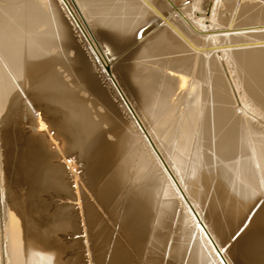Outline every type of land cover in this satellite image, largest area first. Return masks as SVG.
<instances>
[{"label":"bare ground","instance_id":"1","mask_svg":"<svg viewBox=\"0 0 264 264\" xmlns=\"http://www.w3.org/2000/svg\"><path fill=\"white\" fill-rule=\"evenodd\" d=\"M165 1L166 14L160 0H0V264H80L63 236L97 221L86 184L106 208L123 196L131 250L159 227L170 264H264V0H211L206 14ZM125 38L136 52L116 68ZM95 105L114 116L93 119ZM105 237L87 264H130Z\"/></svg>","mask_w":264,"mask_h":264},{"label":"rangeland","instance_id":"2","mask_svg":"<svg viewBox=\"0 0 264 264\" xmlns=\"http://www.w3.org/2000/svg\"><path fill=\"white\" fill-rule=\"evenodd\" d=\"M161 1V3H162V8H158L159 10H160V12L162 11V13H164V14H166V13H168V12H170L171 10H172V8H171V6L169 5V3L167 2V1H165V0H160ZM172 2H173V4H175V5H177V7L179 8L181 5H185V8H186V10L187 11H192V9H194L193 10V12H195V7L194 6H192V2L194 1H192V0H171ZM210 1L211 0H201L200 1V4L199 5H201L202 6V2H206L204 5V9H205V11L204 12H202V13H200V14H206V12H207V10L209 9V7H210ZM103 4H102V2H99V5H98V7H97V9H102L103 7ZM170 9V10H169ZM98 15V14H97ZM95 16V15H94ZM101 16V15H100ZM96 17V16H95ZM98 17H99V15H98ZM75 38V37H74ZM76 39V38H75ZM77 40V39H76ZM77 43H78V40H77ZM116 43H117V45H118V47H117V49L118 50H116L111 56H110V61H112V63L114 64V67H118L119 65H128V63H129V65L131 64V62H132V60H133V57H134V54H135V52H136V48H137V44H135V42H134V39H117L116 40ZM78 45V47L80 48L81 47V44H80V42L77 44ZM82 48V47H81ZM81 50H83L82 52H84L83 54H84V56H86V57H84L86 60L85 61H87L88 63L87 64H89L88 66H89V69H90V71L93 73V75H94V77H96V79L98 80V82H99V85L100 86H102V88L105 90V91H107L106 92V94L109 96L108 98H110L109 100L111 101V103L114 105V107L116 106V110H117V112H118V118H120V122L122 123V125L125 123V126L127 125V124H129V121H128V119H126V115H125V112H124V109L122 108V106H121V103H120V100L117 98V96L115 95V93L109 88V86H108V84H107V82L103 79V77H102V75H100L101 73H100V71H99V69H98V67L96 66V64H94V63H92V65L90 64L92 61L90 60V57L85 53V50L84 49H81ZM160 57H162V56H160ZM127 58V59H126ZM128 58H130V60L128 59ZM158 58V57H157ZM158 59H162V58H158ZM131 61V62H130ZM160 61V60H159ZM124 62V63H123ZM161 62H163V61H161ZM112 64V65H113ZM171 65H173V64H171ZM92 66V67H91ZM91 68H92V70H91ZM115 68V69H116ZM116 72V71H115ZM96 73V74H95ZM97 75V76H96ZM120 84V88H121V90L123 91V93L126 95V98L130 101V102H133L132 103V105H135V106H133V107H136L137 105L135 104V100L133 99L134 97H133V95L128 91V90H126V87L124 86V84L122 83V82H120V80L118 81ZM130 94H129V93ZM130 95V96H129ZM133 98H132V97ZM90 97H91V99L92 98H94L93 100H96L95 99V97L91 94L90 95ZM129 97V98H128ZM134 100V101H133ZM91 100L89 99V102H90ZM98 101L96 100V102L94 101V103H96L97 105H100L101 106V104L98 102ZM88 103V102H87ZM87 106H88V109H91L90 107V104L88 103L87 104ZM95 107H97L96 108V110H97V112H95V111H92V112H95V113H92L91 115H93L94 117H93V119L95 118V116H97L96 118H98L99 117V114L101 113V115L102 114H104V113H107V110L104 108V107H100V109H99V106H96L95 105ZM99 109V110H98ZM104 109V110H103ZM136 109H137V107H136ZM106 110V111H105ZM98 111H99V114H98ZM122 112V113H121ZM110 115H109V117L111 116H114L113 114H111L110 112H108ZM107 113V114H108ZM96 114V115H95ZM98 114V115H97ZM96 118H95V120H96ZM113 119H115V120H118L117 118H115V117H113ZM103 119H101L100 121H98L101 125H99V123L97 124V125H99V126H101L100 127V129H103V130H105V126H106V129L108 128V123H107V121L105 122V120H103ZM127 122V123H126ZM99 126H97L98 128H99ZM124 125H123V127H125ZM97 132H99V130L97 131ZM108 135V133H106L105 134V137L108 139V138H110V139H108V140H111V138H113V137H111L112 135L109 133V137L107 136ZM0 161H1V158H0ZM64 164H65V162H63ZM0 173H1V165H0ZM86 188H85V190L86 191H88V192H86L85 191V193L87 194H89L88 196H87V198H86V200L90 203H92L91 204V206L93 207V209H94V211H95V213H96V211H98L97 213L99 214H97V221H98V219L100 218V220L97 222L96 221V223L93 225V228H94V230H93V228L92 227H90L89 225L87 226L86 225V227H82V231L81 232H77V233H73L72 235L71 234H67V233H65V235L63 236V240L64 241H68V242H72V241H80V245L79 244H77V246H75L74 247V249L72 250V251H75L74 253V255H76V253H77V256L81 259H79L80 260V264L81 263H83V264H87L88 263V253H89V251H88V247H91V244L92 245H97V243L99 242V239L101 240V239H103L105 236V238H106V240H107V242L104 244V246H103V248H102V251H108V249H109V247L108 246H111V244H112V242L114 241V242H119L120 241V243L122 244V246H123V248L127 251V254H128V256L130 257V260H131V263L130 264H148V263H151V262H153V263H151V264H168V260H169V264H170V260H172V259H170L171 257H170V255H171V250H170V243H169V235L168 236H166V234H170V233H168V231H165V230H163V228H161L162 229V231H161V229L159 228V227H156L155 229H154V231H152L153 229H150V233L149 232H147V235L145 236V240H144V243L142 244V247L143 248H141V245H140V249H139V251H137V249H136V247L133 249V250H131L132 248H133V246H135L134 244H133V242H135V241H137L136 240V238L138 237V236H132V238H131V235H129V234H127L126 232H124V234H122V229H120V226H119V224H118V222H117V218H116V214L118 213V210H120L121 208H122V205H123V196L120 198H116L114 201V206L112 207V205L110 206H108V208H106V205L104 204V203H102L96 196H95V194H94V188H91V187H89V185H87L86 184V186H85ZM0 188H1V178H0ZM125 196V195H124ZM118 199V200H117ZM90 200V201H89ZM54 201V202H53ZM119 201V202H118ZM121 201H122V204H121ZM52 203V205H51V207H50V209H49V211L50 210H54L55 209V207H57V204L58 205H65V203L67 202H65V200H59L58 202H57V200H52L51 201ZM56 202V203H55ZM53 203H55V204H53ZM117 203H119V204H117ZM119 205V207L118 206H115V205ZM120 204H121V206H120ZM105 205V206H104ZM101 207V208H100ZM117 207V208H116ZM95 209H97V210H95ZM104 209V210H103ZM108 209V210H107ZM106 211H108V212H106ZM100 212V213H99ZM104 212V213H103ZM114 212V213H113ZM51 213V212H50ZM110 213H112V214H110ZM110 214V215H109ZM114 214V215H113ZM103 216V217H102ZM109 216V217H108ZM112 216V217H111ZM114 216V217H113ZM103 218V219H102ZM108 219V220H107ZM103 220V221H102ZM102 221V222H101ZM104 221H106V223L104 222ZM248 221V219L246 220V222ZM2 221H0V223H1ZM97 223H99V224H97ZM103 223H104V225H103ZM246 225V224H245ZM81 226V225H80ZM79 226V227H80ZM95 226V227H94ZM99 226V227H98ZM102 226H103V229H102ZM107 226H109V227H107ZM113 226V227H112ZM119 226V227H118ZM245 226H243V228H244ZM84 228H86V229H84ZM87 228H88V230L90 229L91 230V232H90V230H89V232H87L88 230H87ZM112 230H111V229ZM170 228H171V225H170ZM243 228H241V229H239V231H241V230H243ZM80 229V228H79ZM102 229V230H101ZM108 229V230H107ZM114 229V230H113ZM159 229H160V232H164V235L166 236V237H164V238H162L161 240H156L155 241V239H154V237H155V234L156 233H160L159 232ZM172 229V228H171ZM100 231L101 232V235L99 234L98 236H99V239H98V237L96 238V239H94L93 240V238H95L94 237V232L95 231ZM106 230V231H105ZM158 230V232H156ZM97 231V232H98ZM108 231H110V232H108ZM114 231V232H113ZM116 231H117V233H116ZM239 231H237L238 233H239ZM108 232V233H107ZM113 232V233H112ZM89 233V234H88ZM90 233H91V235H90ZM109 233H111L110 234V236L112 235L113 236V239H109V238H112V237H109ZM152 233H153V236H152ZM87 234V235H86ZM106 234V235H105ZM115 234H117V238L119 239H117L116 240V235ZM236 234V233H235ZM68 235V236H67ZM107 235H108V237H107ZM115 235V236H114ZM118 235L121 237L122 236V238H120V237H118ZM124 235V236H123ZM89 236V237H88ZM93 236V237H92ZM101 236V237H100ZM103 236V237H102ZM129 236V237H128ZM151 236V237H150ZM235 237H236V235H234ZM65 237V238H64ZM85 237V238H84ZM87 237V238H86ZM136 237V238H135ZM235 237H233V238H235ZM115 238V239H114ZM127 238H128V240H127ZM131 240H130V239ZM229 238L230 237H228V239H227V241H226V239L225 240H223V243L226 241V243H228V245L231 243V239L229 240ZM92 241H91V240ZM122 239V240H121ZM132 239H133V242H132ZM135 239V240H134ZM148 239L150 240V241H148ZM71 240V241H70ZM98 240V241H97ZM110 240H113L112 242H110ZM116 240V241H115ZM85 241V242H84ZM87 241V242H86ZM90 241V242H89ZM122 241V242H121ZM125 241V242H124ZM131 241V242H130ZM148 241V242H147ZM228 241H230V242H228ZM94 244H93V243ZM113 242V243H114ZM128 242V243H127ZM149 242H153V246H151V243L149 244ZM87 243H88V246H87ZM91 243V244H90ZM127 243V244H126ZM225 243V248L228 246L227 244ZM90 244V245H89ZM131 244H132V246H131ZM146 244L148 245L147 246V248L145 247L146 246ZM124 245H125V247H124ZM144 245V246H143ZM78 246H80V247H78ZM127 246V247H126ZM129 246V247H128ZM87 247V248H86ZM107 247V248H106ZM151 247L154 249H151ZM155 247V248H154ZM79 248H80V250H79ZM131 248V249H130ZM148 248H149V250H151V251H149L148 250ZM160 250H159V249ZM77 250V251H76ZM87 250V251H86ZM89 250H90V248H89ZM143 250V251H142ZM152 250H153V252H152ZM155 250H156V252H155ZM159 250V251H158ZM168 250V251H167ZM137 251V252H136ZM141 251V252H140ZM149 251V252H148ZM161 251H163V253L161 252ZM81 252V253H80ZM87 252V253H86ZM139 252V253H138ZM145 252V253H144ZM150 252H152L151 254H150ZM161 254H160V253ZM138 253V254H137ZM148 253V254H147ZM154 253H156V254H154ZM157 254H159V255H157ZM82 255V256H81ZM91 255H92V253H91ZM138 255V256H137ZM153 256V255H155V256H153L154 258H152V260L153 261H149V262H147L145 259H146V256ZM162 257H161V256ZM135 256V257H134ZM151 256V257H152ZM162 259V262L160 261L161 259ZM141 259H143V261L141 260ZM160 259V260H159ZM133 260V261H132ZM157 260V262H159V263H156L155 261ZM84 261V262H83ZM140 262V263H139ZM161 262V263H160ZM173 263V262H172ZM171 263V264H172Z\"/></svg>","mask_w":264,"mask_h":264}]
</instances>
